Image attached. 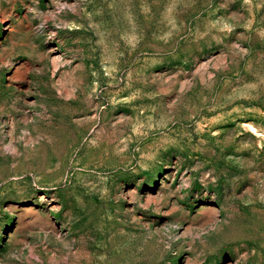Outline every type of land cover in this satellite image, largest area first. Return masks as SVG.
I'll list each match as a JSON object with an SVG mask.
<instances>
[{"label":"rangeland","instance_id":"rangeland-1","mask_svg":"<svg viewBox=\"0 0 264 264\" xmlns=\"http://www.w3.org/2000/svg\"><path fill=\"white\" fill-rule=\"evenodd\" d=\"M0 264H264V0H0Z\"/></svg>","mask_w":264,"mask_h":264}]
</instances>
